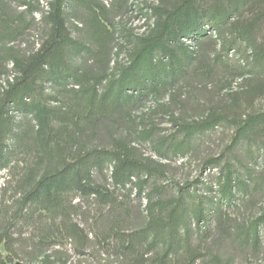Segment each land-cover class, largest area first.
Returning <instances> with one entry per match:
<instances>
[{"label":"rangeland","instance_id":"rangeland-1","mask_svg":"<svg viewBox=\"0 0 264 264\" xmlns=\"http://www.w3.org/2000/svg\"><path fill=\"white\" fill-rule=\"evenodd\" d=\"M24 1L0 0V18L8 19L15 29L11 37L2 34L0 39L1 92L18 75L13 67L17 53H34L49 31L43 18L52 0H32L39 8L33 16ZM186 1H67V27L75 40L88 47L72 61L78 77L43 83L42 92L25 101L28 107L42 103L50 109L62 108L77 123L65 133V126L58 121L53 133H62L61 144L53 148L47 162L39 151L34 116L25 108L13 109L15 129L0 165V238L5 237L0 258L6 264H143L142 259L158 264L163 248L151 246L143 233L148 222V199L169 201L180 197L186 198L191 207L204 202L209 219L200 224L192 221L189 243H185L183 234V247L169 257L168 264H206L214 255L231 257L235 264H264V228L259 248L247 242L242 233L251 219L264 213V149L258 148L264 143V126L250 134L255 160L232 145L235 128L231 126H220L198 138L185 157L159 158L151 143L140 139L148 129L154 130V138L174 135L178 125L205 120L212 113L240 120L264 112V76L252 72L253 54L249 50L238 54L234 48L227 52L235 42L233 27L241 15L221 33L199 41L189 71L174 84H147L142 96L134 93L118 111H89L84 102L82 85L95 77L119 74L129 66L155 40L158 20ZM241 2L191 0L189 4L195 12L210 17L216 8ZM249 13L244 16L248 18ZM254 37L257 44L264 41V23ZM186 44L193 50L192 42ZM120 137L136 149L137 158H149L158 164L152 176L144 174L126 188H117L111 178L112 164H107L95 170L92 177V185L106 196L104 200L96 194L65 189L47 202L36 192V184L47 169L62 168L57 154L72 158L83 148L111 147ZM213 158L221 161L218 168L205 165ZM227 162L248 185L245 191L236 192L237 198L231 203L219 198L218 179ZM71 223L89 237L83 252L68 236Z\"/></svg>","mask_w":264,"mask_h":264},{"label":"trees","instance_id":"trees-1","mask_svg":"<svg viewBox=\"0 0 264 264\" xmlns=\"http://www.w3.org/2000/svg\"><path fill=\"white\" fill-rule=\"evenodd\" d=\"M67 1L52 0L49 3L50 10L43 18L49 28L46 39L34 53L29 55L17 53L13 59V67L18 75L13 81H8L6 88L0 91V165L8 150V139L15 129L16 116L12 113L14 108L22 110L25 108V111L34 116L38 125L39 151L47 162L48 155L53 154V148L56 146L59 148L61 144L59 139H62V133L59 130L58 133H53L58 121H62V125L65 126V133H68L69 126L77 123L76 118L69 116L62 108L50 109L42 103L28 107L25 101L37 91L42 92L40 87L43 83H61L78 77L77 71L73 70L72 61L88 47L75 40L67 27L65 11ZM190 2L191 0H187L181 3L177 9L167 11L163 20H158L155 40L142 49L131 64L119 74L95 77L92 78L93 81L81 86L84 102L89 111L93 109L102 113L118 111L133 99L134 93L142 96L147 84L150 87L157 84H174L182 74L189 71L196 58L199 41L221 33L240 15V21L238 19L233 27L235 42L227 48V52L233 48L238 54L251 51L252 72L264 76V41L257 44L254 37L264 23L262 3L264 0H242L236 6L229 4L223 9L216 8L211 11L210 17L195 12ZM23 4L32 16L39 10L33 5L32 0H25ZM188 10L192 13L188 14ZM247 11L250 12L248 18L244 16ZM0 25V39L2 34H7V37L13 35L15 29L8 19L0 18ZM186 41L194 44L193 50H190ZM221 58L216 56L218 60ZM2 72L0 71V75L3 74ZM220 126L234 127L232 145L236 149L242 148L248 157L255 160L252 148L254 144L251 143L250 134L264 126V112L240 120L212 113L205 120L178 125L177 133L174 135L154 138V130L148 129L140 134V139L150 142L159 158L185 157L193 151L198 138L215 131ZM51 133L53 138H50ZM258 148L264 149V143L259 144ZM135 153L136 149L123 137L115 138L111 147L83 148L72 158H66L59 153L56 159L61 161L62 168L47 169L37 182L35 190L38 194H42L47 202L52 201L54 195L65 189L96 194L104 200L106 196L92 185L95 170H102L107 164H112L111 178L117 188H126L132 184L134 178L144 174L150 177L156 171L158 164L154 160L137 158ZM205 165L218 168L221 161L213 158L207 160ZM248 176H251L250 171ZM144 183L146 181L142 184ZM218 186L220 200L227 203L237 198V191H245L248 188L247 183L237 176L230 162L225 163L224 172L218 179ZM142 188L143 185L139 187V191L142 192ZM186 200L183 197L169 201L148 199V222L143 233L151 240V246L163 248L164 253L158 264H168L166 261L169 257L181 250L183 245L180 240L183 234H186L185 243H189L187 238L190 235L192 221L200 224L206 223L209 219L204 210V202H197L196 207H191ZM262 228H264V213L251 219L242 232L246 241L256 248H259L261 243ZM67 233L83 252L89 243V237L84 230L71 223ZM4 240L5 237H1L0 244ZM142 263L147 264L144 259ZM0 264L6 263L0 258ZM206 264H235V262L231 257L214 255Z\"/></svg>","mask_w":264,"mask_h":264},{"label":"built area","instance_id":"built-area-1","mask_svg":"<svg viewBox=\"0 0 264 264\" xmlns=\"http://www.w3.org/2000/svg\"><path fill=\"white\" fill-rule=\"evenodd\" d=\"M188 44H191V41H187Z\"/></svg>","mask_w":264,"mask_h":264}]
</instances>
